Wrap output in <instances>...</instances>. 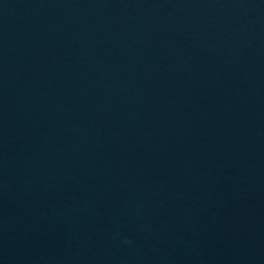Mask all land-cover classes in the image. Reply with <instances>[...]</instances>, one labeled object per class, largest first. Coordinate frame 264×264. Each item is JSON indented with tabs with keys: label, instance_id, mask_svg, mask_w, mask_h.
I'll return each instance as SVG.
<instances>
[{
	"label": "water",
	"instance_id": "95a60500",
	"mask_svg": "<svg viewBox=\"0 0 264 264\" xmlns=\"http://www.w3.org/2000/svg\"><path fill=\"white\" fill-rule=\"evenodd\" d=\"M0 106L49 264H264V0H0Z\"/></svg>",
	"mask_w": 264,
	"mask_h": 264
}]
</instances>
